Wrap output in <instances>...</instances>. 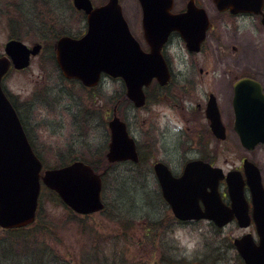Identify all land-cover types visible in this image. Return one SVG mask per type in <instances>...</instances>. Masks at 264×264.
<instances>
[{
    "label": "rangeland",
    "instance_id": "1",
    "mask_svg": "<svg viewBox=\"0 0 264 264\" xmlns=\"http://www.w3.org/2000/svg\"><path fill=\"white\" fill-rule=\"evenodd\" d=\"M181 2L182 0H175V7L181 5ZM41 3L38 0H0V53L4 52L5 43L10 37H18L28 45L36 39L54 41L59 33L39 30L38 18L42 19L39 13L42 9ZM120 3L132 33L144 46L142 7L139 0H120ZM61 10L65 11L67 17L68 31L78 34L84 28V22L74 10L71 0H61ZM238 26L252 40L247 46L250 57L264 58V44H262L264 29L260 21L255 18L240 19ZM223 30L224 33L229 32L225 27ZM233 44L236 42L232 41L228 45L230 52ZM178 53L182 58L186 57L181 49H178ZM238 53L239 50L232 56H237ZM50 55L46 45L40 55L32 58L31 65L25 71L13 70L6 75L3 80L4 88L21 100L29 97L34 90L45 92L44 89L48 88H45L46 83L49 84V81L53 80ZM178 62L179 60H176V66ZM43 69L49 71L45 73V77L41 74ZM214 76L215 80L227 79L220 71H216ZM101 82L100 87L97 88L98 96L101 98L96 100L93 108L86 103L84 91L70 88V91L78 93L81 101L86 105L82 104L81 120L70 117L67 125L58 124L59 129H55L58 127L55 124H47L48 127L41 125L40 118H45L47 116L45 113L33 114L27 106L23 108L22 114L26 120V116L31 114L33 121L37 120L40 124V127L30 128V117H28V130L31 136L34 135L37 140L43 139L44 143L54 146L48 147L46 153L48 155L45 156L46 161H44L47 166L65 164L67 161H60L63 154L70 159L72 154L78 153L89 161L100 164V168H105L108 164L109 170L107 175L104 174L105 209L92 215L76 214L59 199L58 195L49 188L42 187L36 222L29 228L19 231L21 235H25L24 239H14L12 244V250L26 248L27 244L28 249L34 248L35 255L31 263L21 260L19 264H85L87 256L91 255H97V258L93 259L94 264L99 262L102 264H245L233 240L247 232H251L255 239H258L254 225L244 228L236 221H232L219 228L208 220L172 222L168 205L157 190L152 174V161L145 160L141 164L123 162L110 165L108 163L105 157L108 143L104 120V108L108 107L106 96L114 95L115 103L124 89V83L122 79L112 77H106ZM152 89L148 110L134 111L131 105L122 106L123 114H126V119L130 120V127L137 139L141 138L143 119L152 113L149 141L152 144H161V139L167 141V145L172 148V153L175 155L170 157L174 168L179 169L184 163L178 159L179 152L173 148L175 141L198 139V144L201 142L202 145H196L191 151L192 154L197 153L194 152L195 150H200L206 155L209 148H221L207 129L193 127L195 129L180 130L181 123L175 118L174 113L179 114L181 110L178 106L182 100L181 95L170 93L169 89L162 93ZM198 89L200 90L195 92V96L202 98L205 87ZM88 110L91 112L87 121L93 116L96 118L95 124H87L84 113L88 114ZM237 137V133L231 131L230 138L234 140ZM240 146L234 141H226L224 156L217 161V164L226 170L231 169V166L240 165L238 153ZM251 158L258 164L264 181V147H258L257 151L252 152ZM102 168L101 171H104ZM178 230L182 231L188 243H183L176 235ZM13 236H15L13 232L0 227V245H4L2 248H11L8 238ZM6 259L1 257L0 264H15L13 260Z\"/></svg>",
    "mask_w": 264,
    "mask_h": 264
},
{
    "label": "water",
    "instance_id": "2",
    "mask_svg": "<svg viewBox=\"0 0 264 264\" xmlns=\"http://www.w3.org/2000/svg\"><path fill=\"white\" fill-rule=\"evenodd\" d=\"M143 9L144 36L150 45L145 51L132 33L119 0H108L94 7L91 0H74L78 9L88 15V30L81 38L61 37L56 45V58L63 73L80 79L89 86L98 84L101 74L121 77L127 95L137 107L146 102L144 87L154 78L165 85L171 72L162 48L172 31L177 30L191 51H199L205 39L209 18L204 8L189 0L187 9L173 12L174 0H139ZM220 9L233 12L262 13L264 0H214ZM264 23V16H263ZM41 50L12 39L0 55V226L5 229L25 227L36 219L42 182L78 214H92L105 207L102 198V174L81 160L62 167L46 169L34 153L21 120L2 87V78L13 63L17 69L30 65L31 57ZM235 131L248 149L264 143V92L255 79L243 78L234 85ZM208 113L214 134L225 139L227 134L212 98ZM112 142L107 152L113 163L138 161L134 138L126 123L115 116L110 122ZM245 176L240 171L224 174L201 160L189 162L181 176H173L164 163L155 171L163 195L180 220L209 219L223 227L234 218L239 226L255 224L258 240L251 232L236 237L233 243L245 264H264V183L259 167L248 158ZM226 178L230 204L223 201L219 181ZM249 187L252 209L245 187ZM204 203V208L201 205Z\"/></svg>",
    "mask_w": 264,
    "mask_h": 264
},
{
    "label": "flooded vegetation",
    "instance_id": "3",
    "mask_svg": "<svg viewBox=\"0 0 264 264\" xmlns=\"http://www.w3.org/2000/svg\"><path fill=\"white\" fill-rule=\"evenodd\" d=\"M42 3L40 4L42 9L39 11L41 18H38V25L39 30H50L55 33H59L57 37L52 40L51 42L45 41L43 39H36L33 40L30 47H33L37 44L41 45V50L37 55H40L43 50L48 46L49 50L52 49L54 52V57L52 60V81H49V84L46 83L44 89L45 92H40L34 90L29 97L25 100L19 99L16 95L12 94L10 91L5 89L7 95L9 96L17 114L25 127L26 135L28 140L37 155V157L44 163L46 161L45 156L48 152V147H54L53 144L44 143L43 139L37 140L36 137L33 135L31 136L30 130H28V117H30L29 124L30 128L33 127H40L39 121H33V117L31 114L26 116L27 120L25 119L24 115L22 114L24 106H27L31 113H45L47 116L41 119V125L44 124L47 126L50 124H55L58 127L55 129H59V125L68 124V118L72 117L74 120H81L82 115V104L85 102L81 101V97L76 92L70 91V88L80 89L84 91L86 94V103L93 108V105L96 104V100L101 98L98 96V87L101 85V81L106 77H111L108 74H103L101 80L97 85L89 86L83 83L80 79L77 78H70L67 77L59 65L57 58L55 57V49L58 40L63 36H72L74 38H81L88 29V16L84 10L76 9L71 0L72 6L76 13L79 14L80 19L84 22V28L78 34H72L67 29V17L65 16L63 10H61V0H38ZM94 7H98L107 3L108 0H103L101 2H97L96 0H91ZM189 0H182L181 5H176L175 7V0L173 3V11L174 12H181L187 9ZM195 5L199 8H204L207 12L209 18V26L207 28L206 36L203 42L201 43V47L199 51H191L187 47L186 42L181 37L180 33L176 30L171 32L169 35L168 40L164 44L162 48V53L166 59L168 67L171 71V79L170 81L162 85L157 79H154L149 86L146 87V103L142 107H135L132 101L129 99L127 95V88L124 83V89L121 92V95L117 98L116 102L114 103L113 96H106V102L108 104L107 108H104V120L106 121V128H107V152L110 148V144L112 142V129L110 127V122L115 116H119L121 120H123L126 125L130 136L135 139L136 149L138 153V163H142L143 161H152V174L154 176L155 183L157 185V190L159 195L162 197L166 205H168V210L171 213V221L178 222V223H187L186 221H180L175 215L163 196V187L161 182L157 176L155 171V164L156 163H164L168 168L171 170L173 176L179 177L183 174L185 166L190 161L201 160L204 162L210 163L213 167H220L217 164L218 160L224 156V143L226 141H234L235 143L240 144V148H238L239 159L241 161L240 165L231 166L229 170L224 171L227 173L231 170H237L244 173V160L251 158V153L257 151L258 147H264L263 143L257 144L255 147L248 149L243 146L239 135L236 139L232 140L230 138L231 131H235V121H236V113L234 109V85L236 82L243 78H252L260 82L263 92H264V58L261 57H250L247 51V46L249 41H252L250 38L247 37L246 32L241 31L238 26V20L240 19H247V18H255L260 21L263 29V16H264V5L262 8V13H254V12H233L232 9H220L219 6L216 4L214 0H195ZM126 17V16H125ZM142 29H143V10H142ZM229 21V22H228ZM226 22L223 25V23ZM70 27V26H69ZM224 27L229 31L224 33ZM70 29V28H69ZM49 31V32H50ZM144 37V31H143ZM18 39L22 40L18 37H10L8 39ZM145 44L144 46L141 44L142 48L145 51L150 50V46L146 41L145 37ZM23 41V40H22ZM232 41H235L236 44L231 46V52L229 51V46ZM263 41V40H262ZM264 42V41H263ZM6 44V43H5ZM264 44V43H262ZM181 49L184 54H186L185 58H182V55L178 53V49ZM237 56H232L237 53ZM258 52V50H257ZM201 56H198L200 55ZM36 55V56H37ZM176 60H179L178 65L176 66ZM25 71L26 69H16L13 65H11L9 72L11 71ZM216 71H220L221 74L227 77L226 80L218 79L215 80L214 74ZM49 71H41L42 77H45V73ZM7 73V74H8ZM47 73V74H48ZM6 74V75H7ZM5 75V77H6ZM51 75V74H50ZM4 77V79H5ZM113 78V77H112ZM120 79L121 78H116ZM205 87L204 96L202 98H198L195 96V92L200 90L198 88ZM43 88V87H42ZM154 88L157 92H163L166 89L170 90L171 92L176 93L177 95H181L182 98L180 105L175 103L180 107L179 114H175V118L178 120L180 124V130L185 131L188 129H195L193 127L204 128L210 131L213 137L218 141V145H221V148H214L207 151L208 154L204 155L201 153L200 150H195L196 154H192L194 147L196 145H202L201 142L198 144V139L195 140H186V141H175L176 144L173 146L174 150L179 152L178 159L182 160V163L179 169H176L171 164V158L175 157L172 153V148L167 145V141L161 139V144L156 143L152 144L149 141V133L151 132V122H152V113L149 117H145L143 119V129L141 131V138L137 139L135 134L133 133L132 128L130 127L131 122L130 120L126 119L127 115L123 114L122 106L131 105L133 106L134 111H144L149 109L150 103V90ZM42 90V89H40ZM153 90V89H152ZM215 97V102L218 107L222 124L225 127L227 132V137L225 139H221L217 137L211 128V120L208 113V107L212 100ZM116 98V97H115ZM121 98V99H120ZM108 99V100H107ZM23 105V106H21ZM86 105V104H85ZM96 107V106H94ZM26 108V107H25ZM27 110V109H26ZM28 112V111H27ZM90 110H88V114L84 113L86 121L89 118ZM80 116V117H79ZM95 116V115H94ZM95 124L96 118L93 116L87 124ZM59 124V125H58ZM48 127V126H47ZM236 132V131H235ZM237 133V132H236ZM181 135V134H180ZM185 140V139H184ZM221 142V143H219ZM153 147V149H151ZM106 152V158H107ZM62 156L63 161L72 162L75 160H83L89 161L88 158L85 156L75 153L72 154V158L68 159L67 155L63 154ZM132 163L131 160H124L119 162L110 163V165L117 164V163ZM256 162V161H255ZM43 170L46 168H52L43 164ZM227 182L226 179L223 178L219 181V191L226 203H229V198L227 194ZM248 192V187H247ZM202 206L204 203L201 201Z\"/></svg>",
    "mask_w": 264,
    "mask_h": 264
},
{
    "label": "trees",
    "instance_id": "4",
    "mask_svg": "<svg viewBox=\"0 0 264 264\" xmlns=\"http://www.w3.org/2000/svg\"><path fill=\"white\" fill-rule=\"evenodd\" d=\"M50 53H51V58L54 57V52L52 49H50ZM96 170H101V168L99 167L100 164H95L91 161H88ZM66 164V163H65ZM137 164H140V163H137ZM61 164L59 165H55V166H60ZM63 165V164H62ZM103 170H106V175L108 173V170H109V165L107 164V166L105 168H102ZM105 175V176H106ZM105 182V181H104ZM53 192V191H52ZM55 193V192H53ZM56 194V193H55ZM29 228V227H28ZM24 229H27V228H24ZM23 229H20V230H12L10 231L11 233L13 232V237L11 238H8L9 239V243H11V248L9 247H6V248H2L3 246L0 245V251H1V254H0V258L2 257L3 258H7L6 260H13L15 262V264H19V261L23 262V261H26V262H29L31 263L32 261V257L35 255L33 254L34 252V248H31V249H28L29 246L26 244V248L25 247H21L20 249H14L12 250V244L14 242V239H17V240H21V239H24L25 235H21L19 231H21ZM99 254V252H98ZM42 258V256H41ZM94 258H97V255H91V256H87V262L85 264H94ZM2 262H4L2 260ZM17 262V263H16ZM39 264H42V263H39ZM95 264H102L101 262L99 263H95Z\"/></svg>",
    "mask_w": 264,
    "mask_h": 264
},
{
    "label": "clouds",
    "instance_id": "5",
    "mask_svg": "<svg viewBox=\"0 0 264 264\" xmlns=\"http://www.w3.org/2000/svg\"><path fill=\"white\" fill-rule=\"evenodd\" d=\"M176 235L181 238L183 243H188V241L183 237V233L181 230H178Z\"/></svg>",
    "mask_w": 264,
    "mask_h": 264
}]
</instances>
